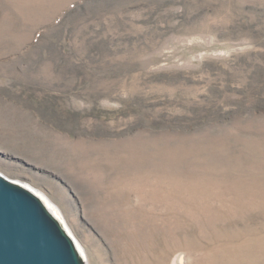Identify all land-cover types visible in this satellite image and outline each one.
<instances>
[{"label":"rangeland","instance_id":"rangeland-1","mask_svg":"<svg viewBox=\"0 0 264 264\" xmlns=\"http://www.w3.org/2000/svg\"><path fill=\"white\" fill-rule=\"evenodd\" d=\"M0 173L86 264H264V0H0Z\"/></svg>","mask_w":264,"mask_h":264},{"label":"water","instance_id":"water-1","mask_svg":"<svg viewBox=\"0 0 264 264\" xmlns=\"http://www.w3.org/2000/svg\"><path fill=\"white\" fill-rule=\"evenodd\" d=\"M0 264H86L74 238L42 200L1 173Z\"/></svg>","mask_w":264,"mask_h":264},{"label":"bare ground","instance_id":"bare-ground-1","mask_svg":"<svg viewBox=\"0 0 264 264\" xmlns=\"http://www.w3.org/2000/svg\"><path fill=\"white\" fill-rule=\"evenodd\" d=\"M28 188V187H27ZM29 189V188H28ZM32 191V190H31ZM33 192V191H32ZM34 193V192H33ZM36 194V193H35ZM37 195V194H36ZM41 200H42V202L44 203V205L46 206V208L60 221V223H62V221L57 217V214L55 213V211L53 210V209H51L50 208V206H49V204H46V202L39 196V195H37ZM62 225H63V223H62ZM77 246H78V244H77ZM78 248H79V246H78ZM79 251H80V253H81V255H82V257H83V259L85 260V258H84V256H83V254H82V250L79 248Z\"/></svg>","mask_w":264,"mask_h":264}]
</instances>
